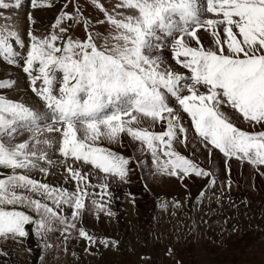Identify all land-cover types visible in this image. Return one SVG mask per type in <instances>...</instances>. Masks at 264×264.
Masks as SVG:
<instances>
[{"label":"snow or ice","instance_id":"snow-or-ice-1","mask_svg":"<svg viewBox=\"0 0 264 264\" xmlns=\"http://www.w3.org/2000/svg\"><path fill=\"white\" fill-rule=\"evenodd\" d=\"M90 3L102 19L93 23L74 3L39 35L31 12L26 33L4 15L22 0H0V59L22 69L36 98L9 97L16 81L0 78V241L34 236L41 262L54 232L65 246L77 232L85 252L118 248L83 217L89 205L96 218L115 215L110 178L128 183L134 169L182 183L207 178L193 207L201 204L218 177L181 146L218 150L226 171L235 158L264 176V0ZM51 4L30 0L32 9ZM73 23L83 37L70 34Z\"/></svg>","mask_w":264,"mask_h":264},{"label":"rangeland","instance_id":"rangeland-1","mask_svg":"<svg viewBox=\"0 0 264 264\" xmlns=\"http://www.w3.org/2000/svg\"><path fill=\"white\" fill-rule=\"evenodd\" d=\"M103 2L110 6L115 0ZM74 3L79 4L84 16L93 23L102 19L90 0H52L50 7L37 9L30 7V0H22L18 11L12 9L4 15H11L9 23L26 33L27 15L31 12L35 21L33 27L39 35H45L62 9L73 12ZM4 23L0 17V24ZM95 30L103 32L105 29L97 26ZM70 34L74 38L83 37L82 25L73 23ZM9 76L17 84L15 92H7L9 97L19 95L36 103L27 89L22 69L0 59V78ZM237 123L242 128H250L241 121ZM120 151L132 154L130 148ZM181 151L186 155L195 153L201 165L218 177L214 188L206 190L201 204L193 207L207 178L193 175L182 183L174 177L151 178L134 169L129 173L128 183L110 178L113 193L110 207L115 215L109 217L101 213L96 218L89 205L83 217L90 231L119 241L118 248H91L85 252L87 242L79 238L77 232H72L66 246L59 232H54L47 237L52 247L44 252L41 262V248L30 235L22 243L0 241V248L7 252L6 256H0V264H264V176L247 162L241 163L235 158L229 161L230 168L226 171L223 155L214 150L209 156L198 143H190L187 149L181 146ZM229 177L231 188L225 189L227 195L217 203L216 194ZM36 178L56 183L53 176L37 175ZM174 201H179L180 207H174ZM161 203H166L167 208L161 207Z\"/></svg>","mask_w":264,"mask_h":264},{"label":"bare ground","instance_id":"bare-ground-1","mask_svg":"<svg viewBox=\"0 0 264 264\" xmlns=\"http://www.w3.org/2000/svg\"><path fill=\"white\" fill-rule=\"evenodd\" d=\"M4 69V68H3ZM2 70V69H1ZM9 70V69H8ZM17 71V70H16ZM16 73V72H15ZM16 81V80H15ZM21 81V80H20ZM19 83V82H18ZM20 85H21V82H20ZM23 87V86H22ZM14 92H15V90H14ZM25 92V91H24ZM13 92H11V94H12ZM16 94V93H15ZM25 96H27V97H29V96H31L32 97V95H30V94H26ZM12 97H14V98H17V97H19V95L18 96H12ZM35 98V97H34ZM33 97L31 98L32 100L34 99ZM36 99V98H35ZM33 102H35V101H33ZM130 150L132 151V149L130 148ZM50 180V179H49ZM149 180V179H148ZM147 181V180H146ZM147 183H148V181H147ZM93 221V220H92Z\"/></svg>","mask_w":264,"mask_h":264}]
</instances>
